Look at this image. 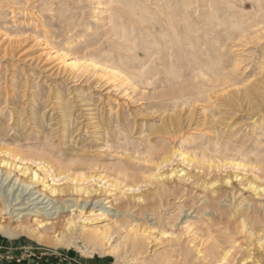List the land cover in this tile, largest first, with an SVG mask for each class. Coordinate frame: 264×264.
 <instances>
[{
    "label": "rangeland",
    "instance_id": "rangeland-1",
    "mask_svg": "<svg viewBox=\"0 0 264 264\" xmlns=\"http://www.w3.org/2000/svg\"><path fill=\"white\" fill-rule=\"evenodd\" d=\"M206 1L189 0L187 8L194 11ZM208 1L224 8L228 6L226 1L240 4V0ZM153 2L0 0V124L8 129V138L0 141V149H16L25 155L37 153L40 147H54L52 154H46L54 169L40 171L45 179L31 185V192L44 190L49 194L51 185L68 189L73 184L71 179L92 176L89 197L71 190L56 194L73 207L42 215V225L35 211L25 209L19 214L21 210L15 208L21 204L13 205V213L0 211V226L18 233L9 237L0 230V264H115L119 260L125 264H174L180 262L186 247L191 248L193 257L232 248L233 264H264V197L263 206L254 210L258 197L245 186L254 179L252 166L264 160V14L251 13L245 22L227 17L212 21L219 31L230 34L223 33L215 41L220 48L213 53L218 72L208 73V78L221 86L208 90L209 95L192 111L185 106L173 111L167 102L161 104L142 96L151 89L139 78L108 66L113 65L110 61H119L118 54L142 53L139 48L145 38L147 23L142 20L146 11L161 13L169 9L163 2L159 10ZM244 5L250 10L249 1ZM247 20L249 24L261 21V26L243 31ZM249 31H260L259 37H250ZM117 112L124 118L125 127H131L129 143L124 147L105 140L106 127ZM170 117L174 125L185 127L181 133L168 138L154 133L151 142H141L143 130L171 123ZM256 131L262 132L263 151L259 155L256 150L247 156L232 151L236 145L241 150L254 146ZM195 133L196 137L189 135ZM208 142L210 147H206ZM218 142L222 144L219 153L212 151ZM183 154L187 160H183ZM0 157L13 158L7 152ZM167 157L171 162L163 167L164 172L174 167L178 174L166 178L168 186L164 190H157L158 184L149 175ZM14 161L21 163L19 157ZM25 163L37 169L31 160ZM237 163L249 165L248 171L236 168ZM0 170V177L5 178V168L1 166ZM59 171L64 173L63 180L56 183L53 178ZM237 173L240 175L235 177ZM226 175L230 176L229 183L223 182ZM13 176L25 178L19 169L13 170L2 187L8 192ZM216 178L219 181L209 185ZM144 179L152 181L150 186L127 190L133 182ZM17 185L18 181L11 193ZM86 199L87 207L92 204L88 209L95 208L77 217L74 243H53L71 211L78 214ZM16 202L20 200L13 204ZM60 204L51 203L46 211L51 214L56 210L52 207ZM176 216L179 219L173 221ZM47 218L58 223L55 229L50 228ZM23 227L29 233L21 232ZM136 230L148 236V245L134 258L131 244ZM86 231H99L106 238L95 246L85 241ZM127 235L130 239L125 238Z\"/></svg>",
    "mask_w": 264,
    "mask_h": 264
},
{
    "label": "bare ground",
    "instance_id": "bare-ground-1",
    "mask_svg": "<svg viewBox=\"0 0 264 264\" xmlns=\"http://www.w3.org/2000/svg\"><path fill=\"white\" fill-rule=\"evenodd\" d=\"M207 1L202 6L197 8L196 10L190 11L187 8L189 0H154L153 3L159 10L161 9L162 5H164L163 2L167 4L169 9H166V10L162 9L163 11L161 13L157 11L155 12L152 11L151 13V11L145 10L146 11L145 17H143L144 19L142 21L147 23V26L143 29V35L145 37L144 43L141 45V48H139L142 51V53H140L138 50L132 51L130 53L127 52V50H125L128 54L127 53H125L126 55L118 54L119 61L118 60L116 61L108 60L112 62L113 64V65L108 64V66L111 67L112 70L120 72V73H122L124 70H127V72H130L131 74L139 78L141 83L145 84L147 88L151 89V91H148V92L142 91L143 92L142 96L148 95L149 99H152V100L154 99L157 103H161V104L162 103L165 104L167 102L169 103L168 105L171 104L172 106L171 109L173 111H175V109L179 106L188 107L192 111V109L195 107V104L197 102L202 101L203 97L206 96L207 94L209 95V93H207L208 90L215 89L221 86L218 83H214V80L212 81V79L208 78L209 77L208 73L217 71L215 69L216 67L214 64H218V63H215L213 59V53L220 50V48L218 49L216 47V42H217L216 40H218L220 36H222L223 33L225 34H229V33L227 32L222 33L221 31H219L220 27L217 28V26H215L216 24H214V22L212 21L214 19H220V18L223 19L224 17H227V18H232L237 21L240 20L242 22L243 21L245 22V19H248L251 13L252 15L254 14V16L255 15L259 16V15L264 14V0H246V1H249L251 4L250 10H248L245 7L246 6L244 5L245 0H240V4H237V3L229 4L226 1L228 5L227 8H224L223 6H219L218 3L215 4V2L213 1L212 2H209V1L207 2ZM247 10L252 11V12H247ZM151 19H154L155 21ZM246 22L248 23V20ZM254 23L253 24L248 23V25H244L243 23L244 26L242 25L243 26L242 30L243 31L249 30V29H252L254 26L257 27L258 25L261 26L260 24L261 21L255 24ZM256 29H258V27ZM243 31L241 33L245 34ZM250 32L251 31H249V33ZM259 32L260 31H256L255 34L250 33V37L254 38V36L255 37L258 36ZM242 35L240 37H243ZM229 36L230 34L228 35V37ZM127 45H125L126 48L128 47ZM238 48H240L239 44H238ZM48 55L53 56V54L49 52H48ZM116 57L117 56H115L114 59H117ZM125 58L126 60H124ZM122 63L124 65H122ZM233 64L235 68L239 67L238 61L236 59L234 60ZM221 81L222 80L220 79V82ZM209 98L210 97L208 96L207 99L209 100ZM208 100L206 101L208 102ZM111 114L113 115L112 112ZM12 115L13 113L11 112L10 113L11 119L13 117ZM114 115H115L114 119L106 127V130H105L106 139L105 140L107 141V143L115 142L117 143L119 147L120 146L124 147L125 145L129 143V133L131 132V127L130 128H128L127 126L125 127V124H123L124 118L121 117L118 112L115 113ZM161 118H162L161 120L164 121V118L163 117ZM169 122L171 123L162 124L161 126H157V128L156 127L150 128L148 131L143 130L141 132L142 134L140 135L141 142L143 140L146 141L147 143L151 142L150 136H152V134L154 133L156 134L159 133L162 137H165V138L167 136L174 137L177 133H181L185 129V127L182 125L181 126L174 125L172 123V117H170ZM188 123L186 124L187 126H189ZM7 131H8L7 127L4 124H0V141L1 142L5 139L4 137H7L8 135ZM254 134H255V139H254L255 144H253L254 146H248L249 148L244 147L245 149L241 150L240 147L237 148V145H236L234 146L235 148L232 149V151H235L238 153L242 152L244 156H247L250 151L256 150L257 155H259L264 146L262 144L263 140H261L262 132L259 133L258 131H256ZM189 135L191 137H196L197 133L192 134V135L189 134ZM191 139L195 140V138H191ZM210 145H211V142H208L206 147H210ZM28 147L30 148V146ZM221 147H222V144L218 142L214 145V148H212V151L219 153V151L221 150ZM53 150H54V147H51V149L40 147L37 153L27 152L25 155H20L18 154V151L16 149H10V148H6L5 150H3L2 148L0 149V153L7 152L8 154H11L13 156L12 160H8V159H5L4 157H0V167L3 166V168H5V172H4L5 178H2V176L0 177V198H1L0 202L2 204L0 211L8 210L11 213H13L15 210L20 209L21 210L19 212L20 214L21 212H23V210L30 209L31 211H35L36 219L39 222V224L42 225L43 222L45 221V218L41 219L42 215L43 216L53 215V214H56V212L62 208H72L73 207V205L67 204L63 202L61 198L56 197V194H63V193L65 194L67 191L71 190L72 192L82 193V194L87 195V197H89V194L92 193L91 186L89 185L90 180L92 179V176L88 177L85 175H82V176L79 175L80 177L78 176V178L75 177L71 179L73 184L71 186L69 185L68 189L66 188V186L57 187L55 185H51L48 189L49 194H47L44 190L43 191L36 190L35 192H31V188H30L31 185H34L35 183H38V182H43L45 179L44 175H42L40 171H44L47 173L54 169L53 166L50 164V162L47 161V157H46V154L47 153L52 154ZM73 156H75V154H73ZM16 157H19V159L21 160V163L19 165H18V162L14 161V158ZM182 158L183 160L184 159L187 160V157L185 154L182 155ZM28 160H31L32 164H35V168L37 169H34V167L27 165L25 161H28ZM258 161L256 165L252 166L253 168L252 170L254 171L253 181L249 180L245 183V186L250 187L254 191L255 196L258 197V200L254 201V210H257L259 207L264 205V204L262 205L263 200L261 199L264 197V184L259 182V181L264 182V160H258ZM168 162H171V158L169 157L164 159L162 162H159L158 164H156L151 174L149 175L158 184L159 187L157 190H164L168 186L166 183V178H170V177H173V175L178 174V171H176L175 168L171 166H170L171 168L167 171V173L164 172L163 167L166 166ZM250 164H253V163H250ZM234 166L236 168L242 167L241 169H244V170H247L249 168V165L240 164V163L234 164ZM16 169H19V172H21V174L25 176V178L20 179L19 176H16V177L13 176L11 178V181L14 178V182L11 188H9V192H8V188L7 189L2 188L3 184L5 181H7L10 178L13 170H16ZM1 171L2 170H0V172ZM63 175L64 173L62 171L55 173L54 178H53L54 182L57 183L58 181H61L62 179L61 177ZM239 175L240 174L237 173L235 174V177H238ZM226 176L227 177H224L223 182L229 183L230 176L228 175ZM146 179H144L143 181L141 180L142 182H133V184L130 185L127 188V190L128 191L130 190L139 191L140 189L142 190L143 187H147L149 184L152 183V181L146 180ZM17 181H18V185L15 189V192L17 193L15 192L11 193ZM218 181L219 179L216 178L215 180L210 181L209 185H214ZM20 184H21V187H20ZM48 186H49L48 184L44 185V187H48ZM110 186L116 187L118 185L117 183L116 184L110 183ZM122 193H125V191H123ZM46 198H48V200ZM140 198L142 197L139 196L138 199ZM19 200L20 202H16L13 204V201H19ZM56 201L61 202V204L59 206L54 205L52 208H56V210L50 214V212L46 211L47 210L46 208L51 203H54ZM88 202H89V199H86L85 204L78 211V214H76L74 210L71 211V216H69L65 220L64 225H63V230L61 231L60 235L57 234L58 236L55 239H53V243H64L67 245H71L72 243H74L73 238H74L75 225L77 223V217L80 214H82L84 210L85 212L90 211L91 213V211H93L95 208V206H93L91 209H88L92 205L90 204L87 207ZM17 204H21V205L18 208H15V210L11 211V208L13 207V205H17ZM31 206H34V207L30 208ZM42 211H45V212L43 213ZM181 212H183V209H181ZM47 219L48 220L46 221L48 225H50V228L55 229L58 223L56 224L54 220H51L50 218H47ZM175 219H179V216L174 217V219L172 220L174 221ZM187 227H189V225H187ZM0 230L3 231L9 237H13L18 234L17 232L12 231L13 229L11 230L10 228H7V227L2 228L0 226ZM20 230L21 232L29 233L27 227H23ZM102 234L99 231H86V234L84 235V239L87 243H92L93 245L97 246L101 244L100 242L106 238L105 234L103 235ZM147 237L148 236L146 235L140 234L139 230H136L134 232L133 237H132V244H131L132 245L131 251H133L134 253V258L136 255L144 253L145 250L147 249V245H148ZM42 238H43L42 236H39L40 240ZM125 238L130 239V235H127ZM46 241L52 243L50 239L48 240L46 239ZM190 249L191 248H188V247L183 249L180 255L181 256L179 260L180 262L177 261L176 263H179V264H233L232 257L234 258V256L232 255L233 254L232 248L224 249L219 253L218 252L214 253L212 250H209V252L203 254L202 256L198 255L196 257H193ZM197 254H199V252ZM243 263L244 261H242L241 264ZM115 264H125V263H122L119 260ZM151 264H159V263H157L156 261V262H152Z\"/></svg>",
    "mask_w": 264,
    "mask_h": 264
}]
</instances>
